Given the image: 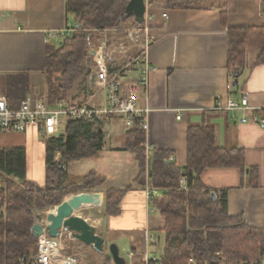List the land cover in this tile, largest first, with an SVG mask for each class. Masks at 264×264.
<instances>
[{
	"label": "crops",
	"instance_id": "obj_1",
	"mask_svg": "<svg viewBox=\"0 0 264 264\" xmlns=\"http://www.w3.org/2000/svg\"><path fill=\"white\" fill-rule=\"evenodd\" d=\"M166 1H155L154 5L145 2L143 43L146 41L147 46L133 62L123 65L120 78L123 83L138 86L134 93L137 107L149 111L144 143L153 145L151 157L156 151L168 153L179 167L187 162L189 126L211 128L219 148L243 150L246 167L257 169L256 186H249L247 177L233 168L207 169L201 182L212 190H227L229 216H241L247 226L264 230V127L240 122L243 116H250L243 112L212 110L217 98H226L227 81L234 80L227 68V30L264 27V0H211L209 6L189 9L169 8ZM66 19L65 0H0L1 98L6 99L9 79L26 76L29 91L25 98L40 99L47 105L56 103L45 100L44 66L49 42L67 35L70 24ZM258 55L256 49L247 50L245 65L231 95L236 101L245 95L250 107L262 109L264 60L257 63ZM141 57L150 67L146 87L140 84ZM85 84L87 95L92 94L86 101L89 105L94 98L89 76ZM82 99L80 96L76 101ZM19 103L10 108H17ZM93 130L103 133V148L95 156L68 164L65 171L69 181L78 182L90 172L101 178L102 184L93 189L100 195L97 208L107 191L127 189L117 215L104 216L102 211L96 234L108 246L116 244L128 264H142L161 256V244L147 242L148 237H158L164 227L159 211L146 205L144 188L148 184L149 159L144 184L140 185L135 156L122 150L128 130L122 117H102ZM12 148L25 150V180L42 189L45 146L40 135L32 128L23 134H0V149ZM161 193L153 191L154 196ZM130 253L133 256L128 260Z\"/></svg>",
	"mask_w": 264,
	"mask_h": 264
},
{
	"label": "trees",
	"instance_id": "obj_2",
	"mask_svg": "<svg viewBox=\"0 0 264 264\" xmlns=\"http://www.w3.org/2000/svg\"><path fill=\"white\" fill-rule=\"evenodd\" d=\"M129 1L65 0L66 20L74 33L59 36L54 50L47 48L44 79L48 103L88 104L86 101L92 94L87 95L85 84L91 67L87 47L94 33L130 22L138 26L132 17L119 22ZM148 4L154 5L155 1L150 0ZM165 5L173 9L191 8L178 0H167ZM115 35L123 38L125 34L119 31ZM248 49L258 50L257 63L264 60V27L229 28L227 68L230 77L239 74L244 67ZM114 65L109 67L108 76L117 80L122 77L124 69L123 65ZM28 89L26 76L9 79L4 94L9 107L25 99ZM80 96H83L82 101H76ZM40 139L45 146L43 189H37L25 180L24 149H0V264H33L38 241L30 230L37 213L60 205L68 196L90 192L102 184V179L93 172L78 182H71L67 171L60 168L62 164L66 168L68 164L95 156L102 150L104 135L93 130L92 124L68 121L63 135H40ZM144 140L141 126L134 121L124 134L122 150L135 156L140 185L144 184L146 169ZM186 142L187 162L184 167L169 161L168 153L160 151H156L148 163V184L153 191L162 192L151 201V206L164 220V227L156 237L162 246L158 257L164 264H187L189 259L195 264L262 262L264 230L247 226L241 216H229L227 190H212L201 182V175L207 169L233 168L247 177V184L253 187L258 181L257 169L246 167L243 150L217 147L211 128L189 126ZM57 154L59 160L55 162ZM181 180L185 181L184 185L180 184ZM126 190H110L104 194V216L119 213ZM101 255L106 264H112L109 257Z\"/></svg>",
	"mask_w": 264,
	"mask_h": 264
},
{
	"label": "built area",
	"instance_id": "obj_3",
	"mask_svg": "<svg viewBox=\"0 0 264 264\" xmlns=\"http://www.w3.org/2000/svg\"><path fill=\"white\" fill-rule=\"evenodd\" d=\"M119 31L125 34L124 38L112 40L110 46L107 45L106 41L102 42L92 52L94 65L90 68L89 78L94 77L92 86L94 98L91 104L71 105L60 101L54 105H47L40 99L31 100L25 98L20 101L17 108L13 109L8 106L4 98L0 97V134H23L32 128L39 135L56 137L64 134L68 121L86 122L95 127L99 119L105 116L122 117L126 129L130 128L134 121H137L142 130L146 131L148 129L146 115L149 111L137 107L134 93L138 86L123 83L120 79H110L108 76L109 67L115 61L130 57V62H133L139 54L144 52L147 46L146 41L143 43L146 28L144 23L138 26L132 24L128 28H121L120 25L113 29L112 32ZM73 33L74 30L69 27L67 34L72 35ZM141 60L143 61V67L141 68L142 77L140 84L146 87L150 67L147 65L145 57H141ZM232 82V80L227 81L225 85L228 93L226 98H217L212 110L232 113L243 112L250 116H243L240 122L253 123L264 127V115L263 117L258 115V112L264 114V108L256 109L250 107L245 95H242L240 101H236L231 95V91L233 90ZM143 149L145 160H150L153 145L144 143ZM168 160L173 161V157L169 156ZM180 184L184 185L185 181L181 180ZM144 194L146 205L150 207L154 194L149 184L145 185ZM155 210L157 209L155 208ZM41 224L44 226V234L37 239V251L32 257L33 264H81V260H77L74 256L66 254L64 247L61 246L59 238H61L64 231L60 233L58 238L52 239L47 235V222H42ZM147 242L155 244L157 241L154 236H151L147 238ZM132 256L130 253L127 259L129 260ZM142 264L164 263L160 257L154 256ZM187 264H195V262L193 259H189ZM251 264L264 263L255 262Z\"/></svg>",
	"mask_w": 264,
	"mask_h": 264
},
{
	"label": "water",
	"instance_id": "obj_4",
	"mask_svg": "<svg viewBox=\"0 0 264 264\" xmlns=\"http://www.w3.org/2000/svg\"><path fill=\"white\" fill-rule=\"evenodd\" d=\"M145 2L146 0H130L119 22L132 17L135 23L142 25ZM118 26L120 25L118 24ZM237 76L238 73H234V80L232 82L234 87L238 84ZM93 83L94 77H91L90 85L93 86ZM60 168L64 170L65 166L62 164ZM99 199L100 195L98 193H80L67 197L60 205L54 207V213H49L46 216L47 235L52 239H56L62 231L69 232L75 240L86 247H91L98 254H102L104 251V240L96 234L95 228L91 224L84 218L74 214L83 203H94ZM30 232L36 239L44 234V226L41 224L39 216L36 217ZM107 249L113 264H126V260L120 256L119 248L116 244H110Z\"/></svg>",
	"mask_w": 264,
	"mask_h": 264
},
{
	"label": "rangeland",
	"instance_id": "obj_5",
	"mask_svg": "<svg viewBox=\"0 0 264 264\" xmlns=\"http://www.w3.org/2000/svg\"><path fill=\"white\" fill-rule=\"evenodd\" d=\"M148 1H150V0H146L147 3H148ZM152 1H161V0H152ZM178 2L181 4H189L190 6H209L211 4V0H178ZM131 25H132L131 22L126 23V24H122L121 28H128ZM112 31H113V29L103 31L101 33H94V35L91 37V41L87 47V54L89 57H91V67H92V65H94V59L92 56V52L94 51V49H97L102 44V42H105V41H106L107 45L110 46L111 41L118 38L115 35L116 32H112ZM69 35L70 34H67V36H69ZM118 39H121V38H118ZM57 46H58L57 40L54 43L49 42V49L50 50H54ZM129 61H130V57H126L124 59L122 58L121 60H119L117 62L115 61L114 64L115 63H117V64H115V65L112 64V66L113 65L114 66L124 65V64L129 63ZM45 96H46V94H45ZM58 160H59V155L57 154L54 161L56 162ZM43 176H44V180H45V167H44ZM75 177L81 178L82 176L76 175ZM76 178H74V179H76ZM83 193L93 194V193H97V192L95 190H92L90 192H83ZM50 211L51 212L54 211V207L47 208V209L37 213V216H39L41 218V223L46 222V216L50 213ZM102 211H103V203L101 200L100 208L87 207L85 209H78L74 214L76 216L84 218L89 224H91L95 228L98 225L97 219L100 218ZM59 241L61 242V246L64 247L66 254L74 256L77 260H81V264H90V263H92V264H106L104 261L105 259L103 258V256L101 254H98L91 247H86L83 244H81L80 242H78L77 240H75L69 232H63L61 238H59ZM104 248H105V250L103 251V254L106 255V257H110V255L108 253V249H107L108 245L105 244ZM122 255H123V253L120 254V256H122Z\"/></svg>",
	"mask_w": 264,
	"mask_h": 264
},
{
	"label": "bare ground",
	"instance_id": "obj_6",
	"mask_svg": "<svg viewBox=\"0 0 264 264\" xmlns=\"http://www.w3.org/2000/svg\"><path fill=\"white\" fill-rule=\"evenodd\" d=\"M22 101V100H21ZM99 202H100V199L98 200V201H96V202H94V203H83L81 206H80V208L79 209H85V208H87V207H98L99 206ZM55 212V210L54 211H50V213H54Z\"/></svg>",
	"mask_w": 264,
	"mask_h": 264
}]
</instances>
